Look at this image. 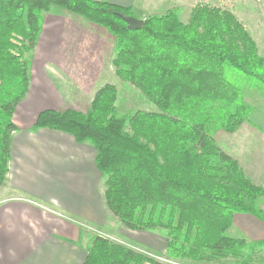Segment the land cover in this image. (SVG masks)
<instances>
[{
	"label": "trees",
	"instance_id": "obj_1",
	"mask_svg": "<svg viewBox=\"0 0 264 264\" xmlns=\"http://www.w3.org/2000/svg\"><path fill=\"white\" fill-rule=\"evenodd\" d=\"M51 8L106 29L114 38L116 76L158 112L118 117L116 89L106 84L85 114L46 110L32 130L62 132L93 147L107 211L131 231H163L167 257L252 264L262 242L226 232L236 214L264 223V212L257 208L264 189L216 146L207 126L213 112L225 117L220 126L229 133L248 121L252 108L239 87L264 92V58L235 17L220 9L197 6L186 25L169 11L147 17L140 30L132 31L117 15L131 16L130 8L103 1L0 0V185L17 131L12 117L30 83L23 54L35 48L41 14ZM82 264L160 263L95 237Z\"/></svg>",
	"mask_w": 264,
	"mask_h": 264
},
{
	"label": "crops",
	"instance_id": "obj_2",
	"mask_svg": "<svg viewBox=\"0 0 264 264\" xmlns=\"http://www.w3.org/2000/svg\"><path fill=\"white\" fill-rule=\"evenodd\" d=\"M98 1L131 8L132 16L143 20L177 12L188 0ZM113 47L106 31L78 16L56 8L43 15L29 88L13 114L17 131L11 136L8 173L0 190V264H82L92 237L80 225L105 226L103 179L93 147L62 132L33 131L32 126L43 111H79L97 89L115 85L118 78L109 64ZM249 123L229 134L225 151L264 189V117ZM123 231L125 238L149 250L165 251L162 236ZM229 231H234L233 238L264 247V223L252 216L234 215Z\"/></svg>",
	"mask_w": 264,
	"mask_h": 264
},
{
	"label": "rangeland",
	"instance_id": "obj_3",
	"mask_svg": "<svg viewBox=\"0 0 264 264\" xmlns=\"http://www.w3.org/2000/svg\"><path fill=\"white\" fill-rule=\"evenodd\" d=\"M91 1H98V0H91ZM98 2H102V1H98ZM197 6H208L210 8L220 9L222 11L231 13L235 17V19L242 25L243 29L247 31L251 39L254 41L258 56L264 58V0H188L187 2L183 4V7H181V10L177 12H174V11L173 12L178 17L179 21L183 25H186L189 21L192 10ZM130 13H131V17H133L131 8H130ZM44 14L45 13L41 14V29H42V17ZM146 18H144L142 21H144ZM83 20L91 25H94L86 21L85 19ZM97 27L103 29L111 36V34L106 29L100 26H97ZM37 44H38V41L36 43L35 48L32 51L23 54L24 60L28 62L30 78H31V69H30L31 66L30 65L35 55ZM111 58L109 60L110 66H111ZM111 68L115 74L114 68L112 66ZM114 84L115 85L113 86L116 89L115 107H116V114L118 117L131 114L137 110H142L146 112H158V109L156 108V106L153 103H151L140 91L132 87L130 84L123 83L119 78L117 79V81L115 79ZM239 88L241 89L242 93H244V102L252 108V113L248 121L244 123L250 124L249 123L250 119L256 122L260 120L261 117H264V92L261 91L260 89L254 88V86L252 87L247 84L241 85ZM97 90L94 92V94L97 92ZM94 94L91 96L89 100L79 105L78 107L79 111L73 110V109H67V110L85 114L88 108L90 107ZM214 108L216 110L218 109L215 106ZM212 115H213V118L211 119L212 121L209 122L207 126V133L211 136L216 146L222 152H224L225 150L227 151V146H228L227 141H228L229 134L230 135L234 134L239 129L240 126L232 133L226 132L225 129L221 128L220 126L221 122L225 121V117L222 116L221 114L217 115L215 112H213ZM12 122H13V117H12ZM225 140L226 142H224ZM238 145L239 144L237 143L235 150L238 149ZM226 151L224 153L228 155ZM228 156L232 158L230 155ZM232 159L237 162L239 168L241 169L239 160L238 159L236 160L234 158ZM8 168H9V164H8ZM4 184H5V179L0 185V190ZM101 190H102V195H103V192L105 190L104 181H102ZM103 202H104V199H103ZM257 208L260 211L264 212V198L258 200ZM80 226L82 227L83 230H85L86 232H88V234H90V237H92V241L95 237H103L109 240L110 242L115 243L117 245L124 246L134 251L135 253L143 254L144 256L150 259H153L154 261L160 264H200V263H194L190 261H182L179 259L169 258L165 254V251H163V253L162 252L156 253L152 250H149L147 247H145L142 244L136 243L128 238H125V235L123 234H125L126 232L124 233L123 230L125 231H131V230L122 226L119 223V221L109 212H108V219L106 221V224L102 228H97L91 224H85V225H80ZM121 227L123 228V230L121 229ZM229 230L226 232V235L228 237H234L233 236L234 231L231 232ZM150 233L156 234L158 236H162L166 244V238L164 236L165 234L163 231L156 232V233L150 232ZM237 238H243V237H237ZM248 242H253V241H248ZM253 258H254V262L252 264H264V247L262 249H259ZM221 264H234V263L231 261H226Z\"/></svg>",
	"mask_w": 264,
	"mask_h": 264
},
{
	"label": "water",
	"instance_id": "obj_4",
	"mask_svg": "<svg viewBox=\"0 0 264 264\" xmlns=\"http://www.w3.org/2000/svg\"><path fill=\"white\" fill-rule=\"evenodd\" d=\"M117 15L127 24V29L129 30L137 31L140 30L143 26L142 20H138L131 16H125L123 14H117Z\"/></svg>",
	"mask_w": 264,
	"mask_h": 264
}]
</instances>
